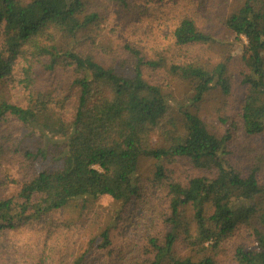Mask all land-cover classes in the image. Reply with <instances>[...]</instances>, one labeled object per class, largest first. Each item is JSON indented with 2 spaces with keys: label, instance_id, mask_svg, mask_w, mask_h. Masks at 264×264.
Segmentation results:
<instances>
[{
  "label": "trees",
  "instance_id": "obj_1",
  "mask_svg": "<svg viewBox=\"0 0 264 264\" xmlns=\"http://www.w3.org/2000/svg\"><path fill=\"white\" fill-rule=\"evenodd\" d=\"M116 2L127 6L126 0ZM239 3L224 24L236 41H246L242 62L248 73L242 84L248 94L240 120L243 133L255 137L264 133V0ZM89 10L83 0H0V87L10 81L16 61L25 57L22 53L27 49L35 58L48 59L43 63L46 70L60 63L73 68L77 75L73 83L79 89L76 113L68 125L54 119L48 104L39 98L30 97L27 108L0 101V123L12 117L41 135L64 139L61 151H56L60 166L39 172L21 187L19 214L33 210V215L39 216L76 200L103 196L127 204L139 196L136 172L141 158L157 162L154 178L158 182L166 180L160 162L183 159L203 175L185 184L166 181L169 232L162 242L154 237L147 240V264H214L208 256L198 260L177 257L174 245L180 235L201 252L205 244L217 245L238 226L252 221L257 226L252 229L256 249H236L235 264H264V183L258 180L264 175V155L256 157L248 174L242 176L229 165L231 136L213 135L199 117L188 112H183V131L164 136L166 147H153L151 137L162 126L169 107L161 89L145 80L143 70L165 68V63L146 61L140 51L127 46L132 60L131 76H127L104 68L91 57H82L73 48L98 21V13ZM172 37L175 47L215 43L191 18L181 20ZM59 40L63 47L57 45ZM31 70V66L23 70L26 88ZM169 70L193 85L197 102L212 88H219L224 95L231 92L227 64L212 70L200 64H172ZM46 155L44 149L25 153L29 160ZM12 205L13 199L0 201V223L10 227ZM183 207L192 210V232L190 224L182 221ZM109 231L101 234L103 249L111 245Z\"/></svg>",
  "mask_w": 264,
  "mask_h": 264
},
{
  "label": "rangeland",
  "instance_id": "obj_2",
  "mask_svg": "<svg viewBox=\"0 0 264 264\" xmlns=\"http://www.w3.org/2000/svg\"><path fill=\"white\" fill-rule=\"evenodd\" d=\"M83 1L89 11L98 13V21L89 32L79 36L82 39L73 48L78 54L127 76L132 72L127 46L140 51L146 61L165 63V68L143 70L145 80L161 89L169 107L150 144L166 147L164 136L181 133L183 112H188L199 117L213 135L231 136L227 148L229 165L246 176L253 160L264 155V133L247 137L241 128L242 102L248 94L247 86L242 84L248 73L242 62L246 41L244 38L236 41L224 24L239 7V0H126L127 6L116 0ZM185 18L193 19L197 28L215 43L175 47L173 31ZM57 45L63 47L62 40ZM22 55L25 57L16 61L10 81L0 87V101L27 108L30 97L39 98L48 104V113L54 119L70 124L79 97V89L73 83L77 77L74 69L60 63L49 71L43 64L48 63L47 58H35L27 49ZM262 57L264 61V52ZM186 63L200 64L208 70L227 64L230 94L212 88L200 101H195L193 85L169 70L172 64ZM28 66L32 70L26 88L23 70ZM63 143L60 136L41 135L12 117L0 123V201L13 199L8 214L12 226L0 223V264H147L150 259L147 240L154 237L162 242L169 232L166 181L185 184L203 174L183 159H172L159 163L166 172V180L158 182L154 178L157 162L143 157L136 172L139 196L127 204L103 196L76 200L39 216H34L33 210L19 214L21 187L39 172L60 166L56 151H61ZM39 149L46 150V158L25 157V153L36 154ZM258 180L263 184L264 175L258 176ZM182 213V221L188 222L191 232L194 231L192 210L183 207ZM256 227L254 221L240 225L219 244H205L201 252L192 249L180 235L174 254L195 260L208 256L214 264H235L236 249H256L252 236ZM108 228L111 245L103 249L101 234Z\"/></svg>",
  "mask_w": 264,
  "mask_h": 264
}]
</instances>
